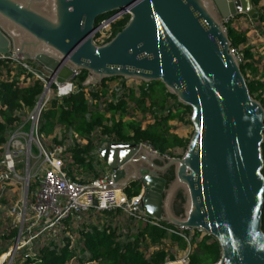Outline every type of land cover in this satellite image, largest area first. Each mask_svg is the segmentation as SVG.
Listing matches in <instances>:
<instances>
[{"label": "water", "instance_id": "1", "mask_svg": "<svg viewBox=\"0 0 264 264\" xmlns=\"http://www.w3.org/2000/svg\"><path fill=\"white\" fill-rule=\"evenodd\" d=\"M126 7L124 27L96 44L97 19ZM241 13L257 16L251 0H0V53L32 60L57 83L81 71L84 86L161 82L191 109L185 151L104 141L97 149L116 172L100 189L138 183L141 206L161 223L212 236L220 264H264V107L225 25Z\"/></svg>", "mask_w": 264, "mask_h": 264}, {"label": "trees", "instance_id": "2", "mask_svg": "<svg viewBox=\"0 0 264 264\" xmlns=\"http://www.w3.org/2000/svg\"><path fill=\"white\" fill-rule=\"evenodd\" d=\"M260 1L251 0L257 12V16L251 17V20L259 25L264 22ZM108 14L99 17L96 23ZM233 18L225 24L231 47L242 53L240 68L250 94L264 107V64L259 67L247 31L232 26ZM127 21L128 17L113 25V36ZM20 73L22 70L12 67L9 61L0 62V154L10 132L22 122L26 112L33 108L43 91L42 83L37 80L19 83ZM86 76V71L75 76V90L72 93L62 97L52 96L42 109L38 122V131L49 146L63 145L64 169L72 179L88 183L104 175L106 169L99 168V165L104 166L105 163L99 158L97 148L107 140L145 143L170 157L183 154L189 137L171 132L169 122L176 120L192 125L189 120L191 109L178 103L161 82L136 84L122 77H110L84 86L82 83ZM111 81L118 83L110 86ZM147 114L152 122L144 124ZM56 128L62 129L65 134L58 136ZM176 148L183 152H175ZM262 152L264 159V144ZM139 190V184L132 183L124 192L131 197L138 194ZM93 211L96 219H85L86 222L81 223L77 243L68 241L70 235L65 232L59 242L37 238L34 241V254L16 264H163L167 258H174L175 251L163 247L150 250V245L168 241L176 246L177 251L187 247V241L182 236L169 233L163 228L142 224L132 218L120 224L119 217L123 214L120 209ZM262 219L264 230V204ZM69 222L70 217L63 220L62 231L68 229L71 233ZM201 232L182 231L192 246L188 264H213L220 257L217 241ZM14 233L13 230L6 231L0 255L12 243Z\"/></svg>", "mask_w": 264, "mask_h": 264}, {"label": "built area", "instance_id": "3", "mask_svg": "<svg viewBox=\"0 0 264 264\" xmlns=\"http://www.w3.org/2000/svg\"><path fill=\"white\" fill-rule=\"evenodd\" d=\"M231 1V0H227ZM129 9L122 8L102 17L94 28L95 35L102 42L113 37V25L122 19L130 18ZM231 18V17H229ZM228 18V19H229ZM251 18V17H250ZM227 19V20H228ZM96 32V34H95ZM239 61L242 53L230 47ZM7 60L11 66L22 70L29 79L42 83L44 96L39 105L37 102L26 115V121L13 129L2 145L0 154V249L8 230H13L14 237L10 246L0 255V264H16L34 254V241L37 238L47 242L57 240L63 220L75 216L79 218L84 212L120 209L128 218L165 229L169 233L182 236L187 247L181 251L177 263L188 264L192 246L179 227L174 229L161 223L141 206V194L128 197L124 190L100 189L101 185L112 184L115 170L107 169L103 176L83 183L72 179L64 169L63 145L49 146L38 131V122L42 109L52 96L62 97L72 93L75 85L72 79L57 83L48 77L45 71L33 67L28 59L13 54L0 53V62ZM152 151L158 152L150 145ZM36 148V153L34 149ZM48 230L50 236L44 237ZM193 231V230H191ZM192 233V232H191ZM50 238V240H48ZM3 257V258H2ZM167 260L163 264H167ZM213 264H220L219 259Z\"/></svg>", "mask_w": 264, "mask_h": 264}, {"label": "rangeland", "instance_id": "4", "mask_svg": "<svg viewBox=\"0 0 264 264\" xmlns=\"http://www.w3.org/2000/svg\"><path fill=\"white\" fill-rule=\"evenodd\" d=\"M259 6H260L261 10L264 11V0L260 1ZM250 17L251 16H249L246 13H241V14H239L237 16H234V18L232 19L231 25L234 26L235 28L239 29V30L247 31L246 32L247 36L250 38L252 44L255 47V51H254L255 52V57H256L257 60H259V67H261L264 64V35L262 33V32H264V27H263L264 26V22L262 24H260V25L258 23L256 24L255 21H252ZM228 20H226V21H228ZM260 26H261V28H258ZM95 34H96V32H95ZM95 40L97 41L98 44L104 43V41L102 42V39L101 38H97L96 35H95ZM28 61L36 69L42 70L32 60H28ZM18 80H19V83H21V84L30 81V79L27 78L22 73H20L18 75ZM125 80L127 82L128 81L135 82L136 84H139L141 82L139 80H132V79H125ZM117 83H118V81H111V82H109V85L110 86H115V85H117ZM29 111H27L25 116L22 118V122L26 121V115L28 114ZM144 119H145L143 121L144 124L152 122V119L150 118L149 114H147ZM169 123L171 124V129H170L171 132H174L177 135L183 136L185 138L190 137V134L192 133V130H193L192 125H190V124H182L181 122L176 121V120H172ZM56 134L58 136L62 137V135H64L65 133H64V131L62 129L56 128ZM45 142L48 143L47 140ZM33 149H34L33 152L36 153V148L34 147ZM175 152L182 153L183 151L180 148H176ZM119 218L121 220L120 224H123V223H125V221H127L128 217L126 215H124V214H121V216ZM89 219H93V220L96 219V214L95 213L94 214L93 213L90 214L88 220ZM86 220L82 219L81 217L77 218L75 216H71L70 217V222H69V226L71 227V233L68 231V229H65V231H62V227L63 226L62 227L56 226L54 228V231H56V233L59 231V234H58L59 238H57L56 242H59V240L62 237L63 232H65V234L70 235L69 236L70 238H69L68 241H71L74 244L77 243L79 241V238H78V236H79V233H78L79 227H80L81 223L82 222H86ZM51 232H52V230H48L45 233L44 237L50 236ZM201 233L205 234L203 231ZM48 240H50V238ZM156 247H163V248H165L167 250H170V248H172V250L175 251V255H174V258H172V259L168 258L167 264H179L175 260H178L182 253H181V251H177L178 249H176V246H172V244L168 243V241H166V242L163 241L162 243H157L155 245H150V250H153ZM21 258H22V253L20 252L18 254V256H17L16 261L18 262L19 260H21Z\"/></svg>", "mask_w": 264, "mask_h": 264}, {"label": "crops", "instance_id": "5", "mask_svg": "<svg viewBox=\"0 0 264 264\" xmlns=\"http://www.w3.org/2000/svg\"><path fill=\"white\" fill-rule=\"evenodd\" d=\"M247 34V33H246ZM251 41V40H250ZM251 44H252V42H251ZM253 45V44H252ZM253 51H255V47H254V45H253ZM255 53V52H254ZM256 58V57H255ZM181 137H183V136H181ZM99 156H100V154H99ZM101 160H102V158H101V156L99 157ZM103 161V160H102ZM100 167H102V168H104V169H108L107 168V166L104 164V166L102 165V164H100L99 165V168ZM93 213V210H90V211H87V212H84L83 214H82V216H80L82 219H88L89 218V215L90 214H92ZM89 220H93V219H89ZM88 221V220H87Z\"/></svg>", "mask_w": 264, "mask_h": 264}, {"label": "bare ground", "instance_id": "6", "mask_svg": "<svg viewBox=\"0 0 264 264\" xmlns=\"http://www.w3.org/2000/svg\"><path fill=\"white\" fill-rule=\"evenodd\" d=\"M229 2V1H228ZM3 258V257H2Z\"/></svg>", "mask_w": 264, "mask_h": 264}, {"label": "flooded vegetation", "instance_id": "7", "mask_svg": "<svg viewBox=\"0 0 264 264\" xmlns=\"http://www.w3.org/2000/svg\"><path fill=\"white\" fill-rule=\"evenodd\" d=\"M108 141V140H107ZM111 142V141H110Z\"/></svg>", "mask_w": 264, "mask_h": 264}]
</instances>
